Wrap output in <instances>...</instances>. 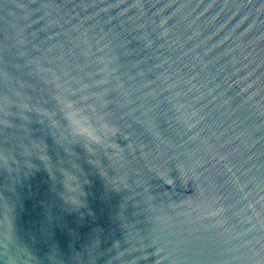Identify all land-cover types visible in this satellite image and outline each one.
Segmentation results:
<instances>
[{"label": "water", "instance_id": "1", "mask_svg": "<svg viewBox=\"0 0 264 264\" xmlns=\"http://www.w3.org/2000/svg\"><path fill=\"white\" fill-rule=\"evenodd\" d=\"M0 264H264V0H0Z\"/></svg>", "mask_w": 264, "mask_h": 264}]
</instances>
